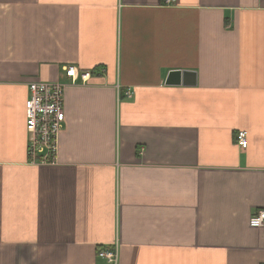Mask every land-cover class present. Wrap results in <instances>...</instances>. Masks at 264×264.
<instances>
[{
    "label": "crops",
    "instance_id": "1",
    "mask_svg": "<svg viewBox=\"0 0 264 264\" xmlns=\"http://www.w3.org/2000/svg\"><path fill=\"white\" fill-rule=\"evenodd\" d=\"M39 80L64 84L54 163L28 154ZM258 210L264 0H0V264H264Z\"/></svg>",
    "mask_w": 264,
    "mask_h": 264
},
{
    "label": "built area",
    "instance_id": "2",
    "mask_svg": "<svg viewBox=\"0 0 264 264\" xmlns=\"http://www.w3.org/2000/svg\"><path fill=\"white\" fill-rule=\"evenodd\" d=\"M65 75L72 84L86 82L90 73L80 71L76 66H64ZM29 96L25 102L28 154L35 163H54L57 155L58 137L65 119L63 109L64 84L60 82L32 81L28 84ZM131 93L126 92L130 97ZM235 141L241 148L247 146V132H236ZM251 227L264 226V210H258L249 218ZM98 257L108 264H117L118 248L113 245L100 248Z\"/></svg>",
    "mask_w": 264,
    "mask_h": 264
},
{
    "label": "water",
    "instance_id": "3",
    "mask_svg": "<svg viewBox=\"0 0 264 264\" xmlns=\"http://www.w3.org/2000/svg\"><path fill=\"white\" fill-rule=\"evenodd\" d=\"M182 81L187 84H194L195 82V74L190 71H174L171 72L168 78V81Z\"/></svg>",
    "mask_w": 264,
    "mask_h": 264
}]
</instances>
